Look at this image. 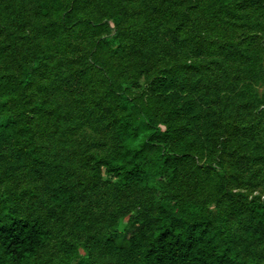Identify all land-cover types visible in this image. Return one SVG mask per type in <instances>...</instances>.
Instances as JSON below:
<instances>
[{
    "label": "rangeland",
    "instance_id": "obj_1",
    "mask_svg": "<svg viewBox=\"0 0 264 264\" xmlns=\"http://www.w3.org/2000/svg\"><path fill=\"white\" fill-rule=\"evenodd\" d=\"M108 1L72 0V11L61 9L60 15L43 18L31 0H0V9L6 11L0 31L15 36L1 45L0 73L17 75L23 63L32 64L33 52L46 56L36 71L37 86L30 90L33 101L49 102L27 113L33 155L15 160L17 140L0 152V210L38 219L49 233L30 264H141L139 257L108 252L100 242L113 230L129 237L148 228L167 196L201 201L213 213L251 199L264 205V31L252 28L264 25V0H234L230 23L221 25L222 31L210 27L211 10L204 0L123 3L125 40L132 43L133 53L144 56L149 72L195 64L192 78H203V102L214 113L208 147L195 142L194 160L174 182L156 190L122 184L91 169L92 157L108 155L116 147L110 114L99 105L102 66L96 64L101 60L98 39L110 37L106 23L114 30L105 12ZM86 20L92 21L91 28L77 26L71 34L67 31L69 36L62 32L55 37L54 31ZM224 44L229 51L221 50ZM126 61L113 60V70L127 73L131 64ZM3 104L6 99L0 93ZM12 106L0 109V118L12 117ZM34 157L64 166L60 183L71 190L68 203L57 206L50 201L52 177ZM257 253L259 264H264V230Z\"/></svg>",
    "mask_w": 264,
    "mask_h": 264
},
{
    "label": "trees",
    "instance_id": "obj_2",
    "mask_svg": "<svg viewBox=\"0 0 264 264\" xmlns=\"http://www.w3.org/2000/svg\"><path fill=\"white\" fill-rule=\"evenodd\" d=\"M31 1L43 18L60 15L61 9L72 11L76 6L72 0ZM233 1L204 0L211 10L210 27L218 26L222 31L221 25L230 23ZM124 2H107V21L114 30L106 23L110 37L97 41L101 60L96 64L102 66L98 71L102 73L99 105L110 114L109 126L116 147L108 155L92 157L91 169L96 175L115 178L122 184L156 190L174 182L184 165L194 160L195 142L199 141L202 149L208 147L212 141L211 127L215 125L214 113L203 102L205 95L199 83L203 78L198 81L192 78V70L198 69L195 64L162 66L149 72L142 63L144 56L133 53L132 43L125 40L128 19L122 8ZM5 15L6 11L0 9V19ZM86 22L54 31L55 37L62 32L69 36L77 26L81 30L91 28L92 21ZM258 25L260 28L256 23L252 25L254 31H264V25ZM135 34L136 31L131 33ZM14 38L12 31L1 30L0 50L3 43H11ZM227 46L224 44L221 50ZM116 57L131 64L127 65L131 66L127 73L113 70L112 61ZM45 59V54L33 52L32 66L23 63L17 75L0 73V93L6 99V105L0 109L4 112L6 106L13 105L12 117L0 118V152L17 140L19 147L13 158L18 161H26L34 152L27 113L48 107L45 99L33 101L30 92L37 86L36 71ZM34 160L52 177L50 201L57 206L68 203L71 190L60 183L64 166L35 157ZM3 208L0 264H30L48 241L49 233L38 219H23ZM263 230L264 205L257 199L230 203L213 213L201 201L167 196L159 203L148 228H139L129 237L110 231L99 247L125 258L139 257L141 264H259L257 247Z\"/></svg>",
    "mask_w": 264,
    "mask_h": 264
}]
</instances>
